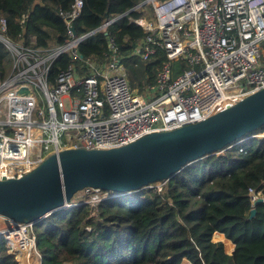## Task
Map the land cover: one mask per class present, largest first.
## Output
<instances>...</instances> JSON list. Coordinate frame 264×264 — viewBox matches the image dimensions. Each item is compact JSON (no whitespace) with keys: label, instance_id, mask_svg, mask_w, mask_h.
<instances>
[{"label":"built area","instance_id":"built-area-1","mask_svg":"<svg viewBox=\"0 0 264 264\" xmlns=\"http://www.w3.org/2000/svg\"><path fill=\"white\" fill-rule=\"evenodd\" d=\"M144 3L151 14L130 19L146 32L134 53L147 59L162 48L167 60L143 91L130 86L118 60L99 64L79 54L76 45L90 33L75 36L70 30L81 0L58 12L66 31L54 36L63 43L52 48L30 45L33 36L8 40L0 17V40L11 59L0 81V179L20 177L64 148L118 147L201 120L264 87V0H142L139 5ZM107 46L116 49L111 36ZM64 51L82 59L84 71L70 63L48 82L51 63ZM178 60L188 67L174 75ZM85 191L90 197L72 206L105 198L98 195L105 192L101 189ZM261 191L248 188L251 207L263 197ZM0 236L16 264H42L32 223L0 214Z\"/></svg>","mask_w":264,"mask_h":264},{"label":"trees","instance_id":"trees-1","mask_svg":"<svg viewBox=\"0 0 264 264\" xmlns=\"http://www.w3.org/2000/svg\"><path fill=\"white\" fill-rule=\"evenodd\" d=\"M73 1L0 0L3 34L12 42L33 36L29 44L34 47L60 45L63 38L54 36L64 33L66 25L58 12L69 11ZM141 1L81 0L80 13L71 21L75 36L93 31L76 45L82 58L99 64L118 60L138 91L155 82L167 60L162 48L147 59L134 53L146 32L130 19L152 12L151 5H139ZM22 15L27 17L20 24ZM108 36L115 51L107 46ZM10 62L0 40V81ZM70 63L84 71L82 59L64 51L51 63L47 81L54 82ZM187 67L184 60L176 61L174 75ZM260 132L264 124L239 138L249 136L247 141L231 145L237 139L187 163L160 186L49 213L33 224L42 264H180L183 257L192 264H264V136L255 135ZM249 187L262 189L263 200L255 204L253 215ZM216 231L234 243L230 254L221 241L212 240ZM0 264H16L1 236Z\"/></svg>","mask_w":264,"mask_h":264},{"label":"water","instance_id":"water-1","mask_svg":"<svg viewBox=\"0 0 264 264\" xmlns=\"http://www.w3.org/2000/svg\"><path fill=\"white\" fill-rule=\"evenodd\" d=\"M70 30L74 34L73 26ZM263 124L264 87L201 120L146 133L118 147L64 148L20 177L0 179V214L15 223L34 224L72 206L73 196L84 188L118 195L163 182L187 163ZM262 200L259 197L255 204ZM254 212L252 207L249 213Z\"/></svg>","mask_w":264,"mask_h":264},{"label":"crops","instance_id":"crops-1","mask_svg":"<svg viewBox=\"0 0 264 264\" xmlns=\"http://www.w3.org/2000/svg\"><path fill=\"white\" fill-rule=\"evenodd\" d=\"M212 240L213 241H221L223 243V248L226 253H231L234 249V243L225 236L224 233L222 232H214L212 235ZM180 264H192L188 259L183 257L180 260Z\"/></svg>","mask_w":264,"mask_h":264},{"label":"rangeland","instance_id":"rangeland-1","mask_svg":"<svg viewBox=\"0 0 264 264\" xmlns=\"http://www.w3.org/2000/svg\"><path fill=\"white\" fill-rule=\"evenodd\" d=\"M7 71H8V66H7ZM161 183L162 182H154V183H152V185H156V186H160L161 185ZM90 193L89 192H86L85 191V188L84 189H82V190H80V191H78L74 196H73V198H72V202H74V203H78V202H80V201H83V200H85V199H88L89 197H90ZM99 196H104V197H109V196H113V195H117L116 193H111V192H100L99 194H98ZM91 204V203H90ZM91 206H95V205H92L91 204ZM33 231H34V229H33Z\"/></svg>","mask_w":264,"mask_h":264}]
</instances>
